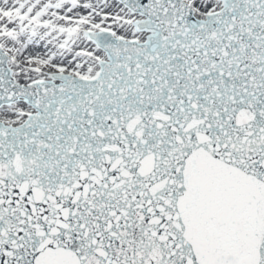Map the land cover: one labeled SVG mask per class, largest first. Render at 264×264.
Wrapping results in <instances>:
<instances>
[{"label":"snow or ice","instance_id":"obj_1","mask_svg":"<svg viewBox=\"0 0 264 264\" xmlns=\"http://www.w3.org/2000/svg\"><path fill=\"white\" fill-rule=\"evenodd\" d=\"M0 264H264V0H0Z\"/></svg>","mask_w":264,"mask_h":264}]
</instances>
